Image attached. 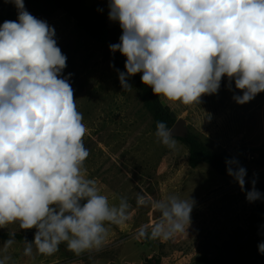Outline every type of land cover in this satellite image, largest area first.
I'll use <instances>...</instances> for the list:
<instances>
[{
	"label": "clouds",
	"instance_id": "obj_1",
	"mask_svg": "<svg viewBox=\"0 0 264 264\" xmlns=\"http://www.w3.org/2000/svg\"><path fill=\"white\" fill-rule=\"evenodd\" d=\"M17 20L0 25V229L34 231L23 256L51 257L66 245L75 256L104 247L111 225L124 226L130 204H110L96 179L89 178L84 144L87 133L77 109L67 56L54 27L25 8L24 0H5ZM108 19L122 34L109 50L125 58L117 69L123 92L140 74L162 103L193 107L217 95L222 82L245 105L264 93V0H108ZM114 67V65H110ZM159 143L174 148L172 129L156 123ZM227 175L254 203L264 199L235 158L225 161ZM138 207H150L158 221L141 228V238L168 241L187 234L195 201L169 195L154 201L138 194ZM15 233L0 245V264H16L10 250ZM264 254V242L258 244Z\"/></svg>",
	"mask_w": 264,
	"mask_h": 264
},
{
	"label": "rangeland",
	"instance_id": "obj_2",
	"mask_svg": "<svg viewBox=\"0 0 264 264\" xmlns=\"http://www.w3.org/2000/svg\"><path fill=\"white\" fill-rule=\"evenodd\" d=\"M86 3L100 10L108 0ZM13 6L0 0V15ZM25 8L28 11L26 4ZM38 19L54 27L57 44L67 56L63 75L72 74L74 99L87 127L83 139L90 151L85 162L88 177L97 180L110 204L124 197L130 208L124 226H110L102 250L77 257L62 244L55 255L37 256L33 264H195L202 257L208 264H232L236 245L250 237L248 225L257 201L249 203L232 179L218 175L207 164L190 168L188 150L177 139L174 148L159 143L139 91L133 87L123 92L116 70L110 67L108 51L91 42L74 20L60 13ZM226 85L225 79L217 95L202 97L197 106L166 104L175 119H184L187 129L215 152L227 151L244 163L247 190H251L254 174L256 188L264 189V93L238 105L232 97L241 93L234 84L233 91ZM138 194L154 201L169 195L191 197L195 206L188 235L168 241L141 238L140 229H150L159 215L150 207H138ZM0 232L22 237L15 238L10 252L16 264H27L23 256L26 231L9 226ZM255 264H264V258Z\"/></svg>",
	"mask_w": 264,
	"mask_h": 264
},
{
	"label": "trees",
	"instance_id": "obj_3",
	"mask_svg": "<svg viewBox=\"0 0 264 264\" xmlns=\"http://www.w3.org/2000/svg\"><path fill=\"white\" fill-rule=\"evenodd\" d=\"M28 11L35 17H50L56 13L64 14L75 21L77 28L93 43L108 51L107 57L110 65H114L117 72H123L125 58L119 52L113 54L109 45L118 43L122 31L118 22H111L108 19V3L102 9L89 6L86 0H25ZM17 10L13 6L5 15H0V22L16 20ZM129 83L136 88L141 96L142 107L152 117V127L156 130L158 121L165 122L171 129L176 119L170 117L161 101L155 96L150 87L142 84L140 74L131 77ZM188 150V166L192 169L200 164H207L218 175L232 179L227 175L226 163L228 159H237L227 151L215 152L200 136L188 130L183 138L177 139ZM245 167L244 163L237 159ZM264 194V189L259 188ZM250 237L245 243L236 245L235 255L232 264H255L264 258L259 253L258 244L264 242V199L258 200L253 207L252 216L248 225ZM10 233L0 232V241H6ZM15 238L21 239L20 235ZM195 264H208L205 257H202Z\"/></svg>",
	"mask_w": 264,
	"mask_h": 264
},
{
	"label": "water",
	"instance_id": "obj_4",
	"mask_svg": "<svg viewBox=\"0 0 264 264\" xmlns=\"http://www.w3.org/2000/svg\"><path fill=\"white\" fill-rule=\"evenodd\" d=\"M161 105L163 106L164 110L170 114V117L175 118L174 113L171 111L170 107L166 103L161 102ZM171 129H172V135L175 139L183 138L188 133L186 122L182 118H177ZM34 231L35 230L26 231L23 240L24 241L26 240L27 242H32L34 239ZM146 260L147 257H144L143 261Z\"/></svg>",
	"mask_w": 264,
	"mask_h": 264
},
{
	"label": "built area",
	"instance_id": "obj_5",
	"mask_svg": "<svg viewBox=\"0 0 264 264\" xmlns=\"http://www.w3.org/2000/svg\"><path fill=\"white\" fill-rule=\"evenodd\" d=\"M252 158V157H251Z\"/></svg>",
	"mask_w": 264,
	"mask_h": 264
}]
</instances>
